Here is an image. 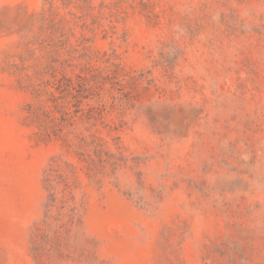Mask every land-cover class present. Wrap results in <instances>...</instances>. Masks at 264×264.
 Masks as SVG:
<instances>
[{
	"label": "rangeland",
	"instance_id": "rangeland-1",
	"mask_svg": "<svg viewBox=\"0 0 264 264\" xmlns=\"http://www.w3.org/2000/svg\"><path fill=\"white\" fill-rule=\"evenodd\" d=\"M0 264H264V0H0Z\"/></svg>",
	"mask_w": 264,
	"mask_h": 264
}]
</instances>
